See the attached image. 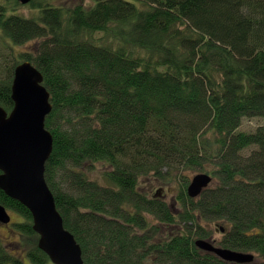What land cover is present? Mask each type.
I'll use <instances>...</instances> for the list:
<instances>
[{
  "label": "trees",
  "instance_id": "1",
  "mask_svg": "<svg viewBox=\"0 0 264 264\" xmlns=\"http://www.w3.org/2000/svg\"><path fill=\"white\" fill-rule=\"evenodd\" d=\"M30 4L25 17L0 0V105L30 60L52 104L45 179L84 264H236L195 244L216 221L220 246L264 264V0ZM189 170L214 185L188 196ZM150 175L180 180L174 205L139 188ZM0 203L29 259L49 263L28 208L1 189ZM0 264L23 262L0 241Z\"/></svg>",
  "mask_w": 264,
  "mask_h": 264
},
{
  "label": "water",
  "instance_id": "2",
  "mask_svg": "<svg viewBox=\"0 0 264 264\" xmlns=\"http://www.w3.org/2000/svg\"><path fill=\"white\" fill-rule=\"evenodd\" d=\"M18 1L26 4L31 0ZM11 98L13 107L9 112L0 105V189L28 208L32 228L38 235L37 246L51 262L84 264L81 247L64 227L45 179V162L53 147L52 134L45 128V117L52 104L43 75L30 60L15 66ZM211 181L209 173H196L186 188L188 196L197 197ZM10 220L8 210L0 203V223L7 224ZM195 244L226 261L253 260L251 253L218 247L205 239H197Z\"/></svg>",
  "mask_w": 264,
  "mask_h": 264
},
{
  "label": "rangeland",
  "instance_id": "3",
  "mask_svg": "<svg viewBox=\"0 0 264 264\" xmlns=\"http://www.w3.org/2000/svg\"><path fill=\"white\" fill-rule=\"evenodd\" d=\"M41 2H46L54 6H68L75 3H79L82 0H38ZM17 13L25 16L30 17L35 15L36 11L33 9L32 5L30 3L27 4H20L17 8ZM28 48V44H23L18 46L19 50H26ZM242 124L243 129H253L258 123L259 119H244ZM104 169V164L101 162H95V168L90 172V176L93 178H96L101 183H104L106 180L104 179V176L102 174V170ZM183 174V173H182ZM186 177H188L190 183L192 177L196 174L193 171H186L184 173ZM180 180H175L171 183L163 182L162 180H158L157 178L152 177L151 175L148 177H144L139 184V188L142 190H146L149 192V194H156V196H161L163 200H165L168 204H175V197L176 192H178ZM214 185V181L210 184V186ZM11 215V223L9 224H3L0 223V241L15 255L19 256L22 260L23 264H35L33 263L28 255L27 250L28 247L26 243L24 242L22 236L20 233L14 228L13 221L18 218V216L12 212L9 211ZM155 222V220L153 221ZM202 225H207V222L205 220L202 221ZM216 224H219V226L223 227V222L216 221L212 222L210 225H207V229L210 231V239L213 240V243L215 246H220L219 242L222 238V233L219 231V226H216ZM224 228V227H223ZM250 262V261H249ZM238 263V262H237ZM244 264H247L248 262H243ZM46 264H53L51 262Z\"/></svg>",
  "mask_w": 264,
  "mask_h": 264
}]
</instances>
